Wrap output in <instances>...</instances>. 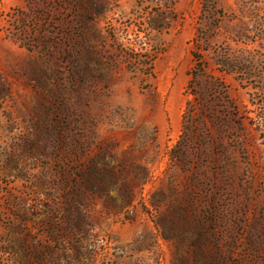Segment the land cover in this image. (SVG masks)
Returning a JSON list of instances; mask_svg holds the SVG:
<instances>
[{"label":"rangeland","instance_id":"obj_1","mask_svg":"<svg viewBox=\"0 0 264 264\" xmlns=\"http://www.w3.org/2000/svg\"><path fill=\"white\" fill-rule=\"evenodd\" d=\"M0 264H264V0H0Z\"/></svg>","mask_w":264,"mask_h":264},{"label":"trees","instance_id":"obj_2","mask_svg":"<svg viewBox=\"0 0 264 264\" xmlns=\"http://www.w3.org/2000/svg\"><path fill=\"white\" fill-rule=\"evenodd\" d=\"M199 49H196L193 52V57L196 62V65L192 68L190 71V76L192 77L191 81L189 82L190 88L194 89L197 87L198 81L201 78L202 75L206 74L208 68L206 64L204 63L202 57L200 56Z\"/></svg>","mask_w":264,"mask_h":264}]
</instances>
